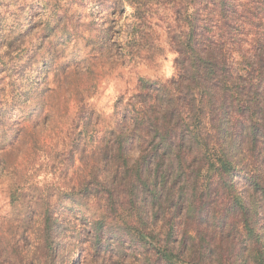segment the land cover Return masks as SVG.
I'll list each match as a JSON object with an SVG mask.
<instances>
[{"label": "rangeland", "instance_id": "obj_1", "mask_svg": "<svg viewBox=\"0 0 264 264\" xmlns=\"http://www.w3.org/2000/svg\"><path fill=\"white\" fill-rule=\"evenodd\" d=\"M185 1L0 0V264H148L127 238L120 247L117 234L132 212L124 168L101 150L114 145L112 129L132 108L139 79L176 75L169 30ZM231 133L234 163L264 176V136L252 148L245 118ZM140 152L134 141L130 165ZM244 174L236 186L247 203L259 198L264 251L262 190ZM114 190L112 208L106 198ZM164 218L161 211L150 220L163 237ZM185 223L177 221L178 238ZM228 225L212 260L255 264L241 222ZM191 245L187 239L186 257Z\"/></svg>", "mask_w": 264, "mask_h": 264}, {"label": "trees", "instance_id": "obj_2", "mask_svg": "<svg viewBox=\"0 0 264 264\" xmlns=\"http://www.w3.org/2000/svg\"><path fill=\"white\" fill-rule=\"evenodd\" d=\"M175 12L169 41L178 52L176 75L165 83L141 77L138 94L128 101L132 108L112 129L114 145L101 150L124 168L132 210L117 239L126 250L127 238L148 264H231L212 260L211 252L218 248L217 233L224 235L233 219L241 222L250 258L264 264L256 231L259 198L247 203L236 186L245 170L264 199V176H249L252 169L235 164L230 153L231 129L241 119L252 148L264 136V0H187ZM134 141L141 152L130 165ZM118 200L115 190L106 198L112 208ZM161 211L164 237L150 221ZM179 218L186 220L183 238L176 236ZM94 233L103 239L100 224ZM187 239L194 251L188 257Z\"/></svg>", "mask_w": 264, "mask_h": 264}]
</instances>
